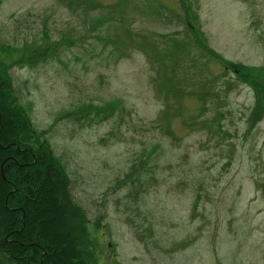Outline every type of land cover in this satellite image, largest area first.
<instances>
[{
    "label": "rangeland",
    "instance_id": "obj_1",
    "mask_svg": "<svg viewBox=\"0 0 264 264\" xmlns=\"http://www.w3.org/2000/svg\"><path fill=\"white\" fill-rule=\"evenodd\" d=\"M0 77L99 264H264V0H0Z\"/></svg>",
    "mask_w": 264,
    "mask_h": 264
},
{
    "label": "trees",
    "instance_id": "obj_2",
    "mask_svg": "<svg viewBox=\"0 0 264 264\" xmlns=\"http://www.w3.org/2000/svg\"><path fill=\"white\" fill-rule=\"evenodd\" d=\"M35 138L0 77V264H99L67 174L51 149H33Z\"/></svg>",
    "mask_w": 264,
    "mask_h": 264
}]
</instances>
